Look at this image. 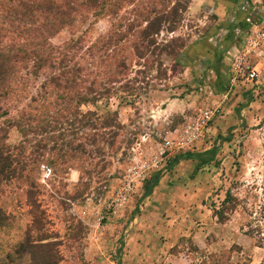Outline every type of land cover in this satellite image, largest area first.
Listing matches in <instances>:
<instances>
[{
	"label": "rangeland",
	"instance_id": "1",
	"mask_svg": "<svg viewBox=\"0 0 264 264\" xmlns=\"http://www.w3.org/2000/svg\"><path fill=\"white\" fill-rule=\"evenodd\" d=\"M154 18L161 30L137 40ZM103 34L123 38L125 69L102 99L71 108L79 122H44L21 138L7 125L14 111L0 118V146L19 151L24 169L20 179H0V264L18 243L39 239L52 245L56 264L261 263L264 0H101L48 42L81 38L85 46ZM41 80L21 88L30 95ZM205 108L213 112L206 138L159 156L169 132ZM212 147L209 164L165 169L176 154ZM41 164L51 170L47 178ZM157 172L156 188L142 198L144 181ZM12 263L30 264L27 255Z\"/></svg>",
	"mask_w": 264,
	"mask_h": 264
},
{
	"label": "trees",
	"instance_id": "2",
	"mask_svg": "<svg viewBox=\"0 0 264 264\" xmlns=\"http://www.w3.org/2000/svg\"><path fill=\"white\" fill-rule=\"evenodd\" d=\"M99 1L101 2V0H0V118L7 116L10 110L14 111L16 116L7 120V125L16 128L21 138L28 133L36 135L44 122L56 123L57 120H64L63 123H70L69 125L79 122L80 120L71 116V108L99 101L108 90L104 88H112L113 83H118L117 75L125 69V59L118 56L119 53H123L121 46L118 45L123 39L121 35L115 37H113L115 33L98 35L93 42L85 46L80 44L81 38L69 39L56 47L48 42V39L61 29L71 26L74 14L95 7ZM157 20L158 18H154L146 21L145 28L135 34L137 40L143 41L150 34H157L161 30L159 24L154 28ZM166 20V16L161 18V21ZM153 29L154 31H150ZM126 30L129 32L132 27L127 26ZM151 44H153L151 41L145 43L146 46ZM105 51H109L111 55ZM132 51L139 50L133 46ZM107 58L112 62L103 66ZM38 77L42 79L37 85L38 88L27 95V88L21 86ZM11 100L25 102L16 108L10 107L12 104H6ZM22 143L24 141L20 145ZM69 143L67 142L65 146L67 147ZM11 149L0 146L1 180L20 179L24 171L23 166L18 167L19 158L15 159V156L20 155L19 151L14 155ZM60 150L61 148L58 149ZM215 151L212 147L203 152L176 154L167 160L165 169L170 170L178 162L186 160L195 161L199 165L209 164L214 160ZM41 166L48 168L51 173L47 165L41 164L39 169ZM221 172L222 169L219 168L212 176L213 185L217 189L221 187L219 180ZM23 177L27 185H33L29 174ZM158 179L157 172L151 175L149 180L144 181L142 198L150 195ZM27 197L32 205L33 194L29 192ZM226 197L228 193H225ZM41 240L43 239L26 241L25 244L18 243L10 253L3 255L2 264H13L12 261L21 258L22 255L28 256L30 264H56L57 255L51 248L52 245L38 243ZM12 256L16 258L10 262L9 258ZM259 264H264V255Z\"/></svg>",
	"mask_w": 264,
	"mask_h": 264
},
{
	"label": "built area",
	"instance_id": "3",
	"mask_svg": "<svg viewBox=\"0 0 264 264\" xmlns=\"http://www.w3.org/2000/svg\"><path fill=\"white\" fill-rule=\"evenodd\" d=\"M247 78L252 80L255 78V73L250 72ZM213 112L211 110L199 109L194 118L185 120L179 128L169 132L168 136L163 139L160 147L159 156L167 152H182L194 147L198 142L203 141L208 135L209 123L212 119ZM41 173L45 178L50 174L48 168L40 167ZM125 190L130 187L129 182H125Z\"/></svg>",
	"mask_w": 264,
	"mask_h": 264
},
{
	"label": "crops",
	"instance_id": "4",
	"mask_svg": "<svg viewBox=\"0 0 264 264\" xmlns=\"http://www.w3.org/2000/svg\"><path fill=\"white\" fill-rule=\"evenodd\" d=\"M156 186H157V184L152 188V190H153L154 188H156ZM151 192H152V191H151ZM150 194H151V193H150ZM148 196H149V195H148ZM148 196H147V197H148Z\"/></svg>",
	"mask_w": 264,
	"mask_h": 264
}]
</instances>
